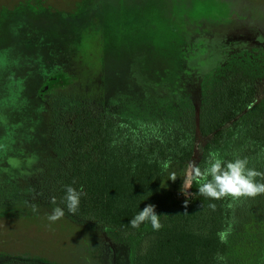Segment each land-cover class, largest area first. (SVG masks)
Instances as JSON below:
<instances>
[{"label": "trees", "instance_id": "obj_1", "mask_svg": "<svg viewBox=\"0 0 264 264\" xmlns=\"http://www.w3.org/2000/svg\"><path fill=\"white\" fill-rule=\"evenodd\" d=\"M262 78L264 61L233 53L203 78L172 86L170 97L144 105L126 104L116 90L107 99L87 87L91 92L80 99L61 94L45 118L49 154L31 170L39 174L1 183L0 201L59 205L123 244L125 264H264V195L213 200L192 182L183 200L176 194L179 181L164 182L171 168L193 158L196 121L207 137L196 161L201 169L215 152L225 161L247 158L248 167L264 172V96L256 89ZM68 185L86 193L76 214L61 203ZM53 196L57 205L50 203ZM147 204L161 214L158 231L149 222L129 223ZM229 226L228 242L221 243L217 232ZM0 264L49 263L7 255Z\"/></svg>", "mask_w": 264, "mask_h": 264}, {"label": "rangeland", "instance_id": "obj_2", "mask_svg": "<svg viewBox=\"0 0 264 264\" xmlns=\"http://www.w3.org/2000/svg\"><path fill=\"white\" fill-rule=\"evenodd\" d=\"M237 1L243 3L242 8L235 12L240 22L238 28L228 18L232 13L230 6L233 0H0V20L1 17H9L15 10L27 8L32 4L42 12L36 16L31 15L37 19L36 21L31 18L21 20L22 27L28 22L43 29L51 26L64 27L70 19L69 26L75 25L76 28L75 31L70 32L71 34L76 32L73 35L83 37L86 33L88 35V30L94 32L95 37L91 40L95 43L91 42L96 45L100 40V47L102 45L104 50L103 68L107 72L104 74L103 69L100 72L99 68L93 65L86 67V63L82 67H68L66 72L71 73L68 89L57 88L56 91L50 92L45 100L41 99L36 108L28 111L19 99V90L33 86L37 82L40 86L52 81L58 78L59 70L52 72L55 76L41 79L44 72L42 74L40 70L33 71L30 75L27 73V68L31 69V65L28 67V64L19 62L20 52L16 44H13L12 48L6 47L2 54L0 51V82L10 101L9 108L13 110L11 112L5 109L13 115L11 120L16 118L22 122L20 124L25 134L18 133V129L13 127L14 123L7 117V121L11 124H5V130H0V162L5 167L0 182L5 183L12 178H16L14 181L19 182L33 173L39 174L38 170L32 171L37 164L48 157L50 148L49 142L46 144L48 133L40 131L41 134L38 136L43 135L45 140L38 141L37 124H30L29 121H39L38 123L41 124V121L48 117L47 113L53 108L54 103L57 105L59 95L69 94L71 98L80 99L91 92L88 89H92L96 94L107 99V96L116 90V93L120 91L117 95L123 93V96H120L121 101H126L130 106L133 105L132 102L144 105L149 100L170 97L177 76L189 77L182 71L185 73L195 71L202 65L204 58L208 57V54H200V57L194 58L189 53L187 55L186 50L180 49L183 37L191 29L189 22L198 16L202 17L201 22H205L206 19V23H211V28L218 33L230 31V36L231 33H238V36L233 35L235 38L230 40L231 43L226 51L230 50V53L234 52L241 57L261 59L262 63L264 61V0ZM198 3L208 7L209 13L197 14L193 7ZM211 7L214 8L212 11ZM14 17L20 18L21 14L15 12ZM6 23L7 21L3 25L5 31H7ZM10 41L11 44L14 43L13 40ZM53 43L56 47L58 40ZM201 44L202 41L196 45L197 50ZM1 47L3 45L0 39V50ZM51 52L54 50L51 49ZM95 56L96 54L93 53L90 62ZM215 57L219 56L215 55ZM222 59L220 54L219 62ZM76 61L80 63L78 59ZM84 67L87 72L81 70ZM86 87L88 89H84ZM256 89L257 96H264V78L258 81ZM190 93L193 94L192 91ZM44 94L45 92L42 97ZM41 105L42 108H38ZM4 111L2 108L0 125L6 122ZM194 138V153L190 161L196 163L202 144L207 140V137L199 134L197 121ZM33 140L38 143L36 150H32ZM189 162L181 167L171 168L164 180L167 186L179 181L176 194L183 200L190 193L187 187ZM173 175L177 177L174 181L169 179ZM0 205L2 207L0 208V256L2 257L19 256L39 259L49 264H125L126 262V248L121 243L117 245L111 235L102 229L91 228L67 215L54 223L50 222L48 216L52 208H45L42 205L16 202L14 205L6 206L2 201ZM33 205L36 206V211H33Z\"/></svg>", "mask_w": 264, "mask_h": 264}, {"label": "flooded vegetation", "instance_id": "obj_3", "mask_svg": "<svg viewBox=\"0 0 264 264\" xmlns=\"http://www.w3.org/2000/svg\"><path fill=\"white\" fill-rule=\"evenodd\" d=\"M242 5L243 3L241 1L233 0L232 5L230 6V12H232L230 16L232 17L229 16L228 18L230 21L235 23L236 28H238V24H240V22L236 18L235 12L237 10H240L242 8ZM194 9L196 10L195 12L197 14L198 13H209L208 11L209 8L199 3L193 7V10ZM213 9L214 8L212 7L210 8L211 11ZM205 11H208V12H205ZM15 12L20 13L21 17L15 18L14 17ZM41 12H42L41 10L37 9V7L32 6L31 4L27 8L25 7V8H20V9L15 10L12 13V15H10L9 17H6V18L1 17V20H0V39L3 45V47H1L2 49L0 50L1 54H2V51L6 49V47L12 48L13 44L14 45L16 44L20 52L19 62L28 64V67H30L31 65V69L27 68L28 74L31 75L33 71L38 72V70H40L42 74L44 72L43 74L44 76L41 77V79L43 78L47 79L48 76H55L52 73L53 71L59 70L58 78L52 81H47L40 86H38L37 84L38 82H37L33 86L23 88L22 90H19L20 95L18 94L17 91H15L19 95V99L22 100V104H25V107L28 111H32L34 108H36L38 103L42 101V100L39 101L37 96H38L39 90H42L43 87H46L45 88L46 90L44 91L45 94L42 97V99L44 100L46 96L50 94V92L56 91V89L59 87L62 88V90L68 89V87L66 86H70V83L68 81L71 78L69 77V74L71 73L66 72V68L71 67V66L82 67L86 63L87 64L86 67L93 65L99 68L98 71L101 72L103 69L102 72L104 74L106 72L105 69L103 68V58L102 57H103L104 50H103L102 45L100 47V40L98 41L96 45L92 44L93 41L91 39L95 37V33L90 32L89 30H88V35L86 33L83 35V37L79 35L78 36L73 35V33H76V32H73L71 34L70 32L75 31L76 28H74L75 25H72V24H71L72 26H69L70 19H68L69 21H67L68 22L67 24L65 23L66 25L64 24V27L51 26V27H46L43 29V28H38L37 25H31L29 22L27 24L24 23L23 27L20 26L21 20H28L29 18H31L33 21H36L37 19L32 17L31 15L36 16V15L41 14ZM200 18L202 17L198 16L195 20H192L189 22L191 29H189L188 33L183 37L182 46L180 49L186 50V54L188 55L189 53L194 58L198 56L200 57V54L202 55L208 54V57L204 58L205 60L202 62V65L198 67L195 71L192 72L190 68L189 69L191 70V72L187 71V73H185L184 71H182V73L189 75V77L188 76H184V77L177 76L176 85L178 84L183 85L187 83V80H189V78L192 80L195 78L196 80L203 78L211 67H213L214 65H218L221 62H225V61L227 62L234 53V52L230 53V50L226 51V48H229V44L231 43L230 40L235 38L233 37V35L238 36V33L237 32L231 33V36L229 37V39L225 41L223 44L212 46L210 45V43H208L209 37L210 35L214 33H218V31L213 30L210 25L211 23L210 24L206 23V19H205V22H201L203 19H200ZM5 21H7V23L5 24L7 31H5L3 28ZM229 32L230 31H228V33H225V32H219V33L229 34ZM67 33L69 35H67ZM56 39L58 40V44L55 47L53 42ZM10 40H13L14 43L11 44ZM200 41H202V44H201L202 48L198 46L199 50H197L196 45ZM184 46H187V48H185ZM51 49L54 50V52H51ZM93 53L96 54V56L94 57L93 61L90 62V58L92 57ZM178 53H179V50L177 51V54ZM220 54L222 55L223 59L222 61L219 62ZM215 55L219 57L217 58L215 57ZM76 59H78L80 63H77ZM259 61H261V59H259ZM60 65L62 67H60ZM176 65H177V62H176ZM81 70H85L87 72L85 67L84 69H81ZM101 76H102V73L100 74V78L102 80ZM197 86L198 85L196 84V88H195L196 92L198 91ZM192 95H195V94H192ZM9 106H10V101L7 99V96L4 93V87L2 86L0 82V112L2 113V108H4L5 110L3 113L4 121H6L5 123H3V125H0V130L1 131L5 130L4 125L5 124L10 125L11 122H13L14 123L13 127L18 129V133L20 134L22 133L23 135H25L22 129V125H21L22 122H19L18 119L16 118H14V120H11L13 115L9 111L12 112L13 109H10ZM5 108H7L9 111L6 110ZM38 108H42V105L39 106ZM43 111H44V104H43ZM43 114L45 115V113ZM7 117L11 122L7 121ZM38 122L39 121H29L30 124L31 123L37 124L38 141L45 140V138H43V135L38 136V134H41L40 131L43 130V126L45 125L44 123L45 120L41 121V124H39ZM46 141L49 142V138ZM37 145H38L37 141L33 140L34 149L32 148V150H36ZM2 171L5 172V167H4V164L0 162V176L4 173ZM14 179L16 178H12V180Z\"/></svg>", "mask_w": 264, "mask_h": 264}, {"label": "clouds", "instance_id": "obj_4", "mask_svg": "<svg viewBox=\"0 0 264 264\" xmlns=\"http://www.w3.org/2000/svg\"><path fill=\"white\" fill-rule=\"evenodd\" d=\"M188 169L187 187L190 189L191 183L195 182L198 185L199 194L204 197L213 200L231 197L233 201H236L241 198H255L258 195H264V172L248 167L247 158L237 156L232 160L225 161L220 158L218 153L212 152L209 153L206 167L201 169L197 163L190 161ZM257 177H260V181H257ZM176 178L173 175L169 179L174 181ZM82 195H86L82 189L78 191L71 185L65 187V194L61 203L66 205L68 213H77ZM50 203L57 205L55 196L51 197ZM185 204H187V201H185ZM208 207L213 211L216 210L214 203L209 204ZM227 207L233 208L234 205L229 203ZM36 210V206L33 205V211ZM64 215V209L57 205L52 209L48 220L54 223ZM160 215L156 213L155 205L147 204L133 216L129 223L133 228H139L142 223L149 222L152 229L158 231L163 227L159 219ZM231 231L232 228L229 226L217 232L219 241L226 244ZM216 258L221 261L225 259L222 255H217Z\"/></svg>", "mask_w": 264, "mask_h": 264}, {"label": "water", "instance_id": "obj_5", "mask_svg": "<svg viewBox=\"0 0 264 264\" xmlns=\"http://www.w3.org/2000/svg\"><path fill=\"white\" fill-rule=\"evenodd\" d=\"M229 36H230L229 34H225V33H215V34L210 35L208 43H210V45H212V46H217V45H220L221 43H224L225 41H227V39H229ZM45 88L46 87H43V89L39 90V92H38L37 97H38L39 101L42 99V93L46 90Z\"/></svg>", "mask_w": 264, "mask_h": 264}]
</instances>
